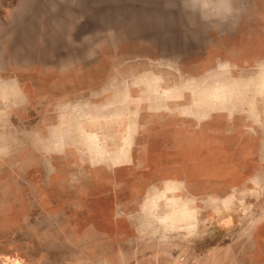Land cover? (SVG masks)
<instances>
[{
  "label": "rangeland",
  "instance_id": "374dc122",
  "mask_svg": "<svg viewBox=\"0 0 264 264\" xmlns=\"http://www.w3.org/2000/svg\"><path fill=\"white\" fill-rule=\"evenodd\" d=\"M0 264H264V0H0Z\"/></svg>",
  "mask_w": 264,
  "mask_h": 264
}]
</instances>
